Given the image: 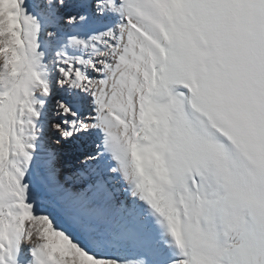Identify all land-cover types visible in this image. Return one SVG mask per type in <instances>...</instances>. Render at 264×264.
Wrapping results in <instances>:
<instances>
[{"label": "snow or ice", "instance_id": "1", "mask_svg": "<svg viewBox=\"0 0 264 264\" xmlns=\"http://www.w3.org/2000/svg\"><path fill=\"white\" fill-rule=\"evenodd\" d=\"M0 264H264V0H0Z\"/></svg>", "mask_w": 264, "mask_h": 264}, {"label": "bare ground", "instance_id": "2", "mask_svg": "<svg viewBox=\"0 0 264 264\" xmlns=\"http://www.w3.org/2000/svg\"><path fill=\"white\" fill-rule=\"evenodd\" d=\"M61 162H63L65 164V166H63V167H64L66 173L71 172L77 163L74 155L71 152V150H68V152L61 157ZM130 254L132 255L131 252H130Z\"/></svg>", "mask_w": 264, "mask_h": 264}, {"label": "rangeland", "instance_id": "3", "mask_svg": "<svg viewBox=\"0 0 264 264\" xmlns=\"http://www.w3.org/2000/svg\"><path fill=\"white\" fill-rule=\"evenodd\" d=\"M62 165L65 166V164L62 162ZM126 255H131L130 252L125 253Z\"/></svg>", "mask_w": 264, "mask_h": 264}]
</instances>
